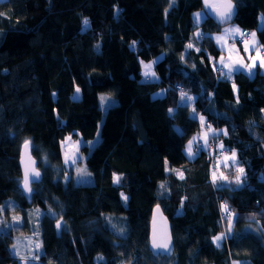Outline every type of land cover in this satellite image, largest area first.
I'll return each mask as SVG.
<instances>
[{"label":"trees","instance_id":"trees-1","mask_svg":"<svg viewBox=\"0 0 264 264\" xmlns=\"http://www.w3.org/2000/svg\"><path fill=\"white\" fill-rule=\"evenodd\" d=\"M232 1L233 24L256 32L264 44V0ZM203 4L0 1V221H6L0 223V264H20L12 244L20 237L28 243L37 229L42 247L33 255L40 259L30 264H264V72L220 78L208 57L221 55L212 37L221 27L207 15L200 24L191 18ZM197 32L206 34L203 40ZM142 60L157 61L159 80L142 78ZM178 86L196 98L193 105L180 104ZM78 87L81 96L74 99ZM100 94L116 100L105 112ZM193 107L214 129L227 130L217 141L237 153L242 184H213L215 149L186 156L188 141L201 131L191 119ZM98 132L86 159L94 182L78 184L64 168L61 141H91ZM26 140L42 172L29 202L20 190ZM225 202L234 212L230 233L221 217ZM157 206L171 223V256L150 252ZM221 233L227 238L218 248L213 237Z\"/></svg>","mask_w":264,"mask_h":264},{"label":"snow or ice","instance_id":"snow-or-ice-1","mask_svg":"<svg viewBox=\"0 0 264 264\" xmlns=\"http://www.w3.org/2000/svg\"><path fill=\"white\" fill-rule=\"evenodd\" d=\"M175 0H173L174 4ZM204 5L206 8H211L218 18V21L222 25H227L231 23L232 17L235 14L233 10V5L231 3V0H221V3L216 4L210 2V0H204ZM169 7H172V4L169 5ZM0 15H3L0 13ZM201 13H196V23L199 24L201 19ZM264 19V18H262ZM85 28L88 27L89 21L85 19L83 21ZM197 40H203L206 34L197 32L195 33ZM239 36L241 43L243 45V51L245 54H247V61L245 62V56L240 55V50L236 48V37ZM216 43L220 46L221 50H227V57L224 55H220L219 59L216 60L215 58L209 56V60L212 61V67L213 70L220 72V78L226 79V80H232L233 74L237 71H240L242 69H246L249 76L255 75V73L252 71L254 68L257 67V64L260 68H264V44H260L257 39V33L256 32H243L238 26L234 27H224L223 34L218 35L215 37ZM232 41L231 45H229V41ZM135 42H133L134 45ZM194 45L192 43H189L187 45L188 49H192ZM97 48H99V45H97ZM195 51L199 52L200 49L196 48ZM235 51V56L233 55V52ZM181 59H184V56H181ZM142 68H143V77L145 80L149 79H158L155 71L153 70V66L157 63V61H152L150 63H144L143 61H140ZM193 67H195L193 65ZM225 69L227 71H225ZM233 89L235 90V84H233ZM77 93L80 91L79 88L76 89ZM180 91V104L181 105H193L195 102V97L189 95L187 92H185L182 88L179 89ZM167 90H165V93ZM164 93H161L160 95H163ZM110 98H106L104 96L100 97L101 105L104 106L107 101ZM237 103H239V99L237 97ZM170 115H175L173 109H168ZM191 119L198 120L199 125L201 128L200 133L196 137H193L192 140H189L186 147H185V154L189 159H194L201 151H208L212 152L214 149L219 150V154L216 156V168L219 169L221 167V164L223 165L224 169H227L229 167H232L235 169L237 175L235 177V184L240 185L242 184V178L245 173V169L239 165V162L237 160V153L235 150H231L229 148H226L225 144L221 140L219 143H216L217 139L220 137L221 134L228 135V132L226 129L217 131L216 129L212 128L211 124L207 123L205 117L203 115H200L196 112L195 107H193L192 110V116ZM207 128L210 131L204 130ZM177 131H180L179 129ZM72 137L69 136L66 138V141H62V145L66 143L67 141H71ZM91 143V142H89ZM31 144V141L26 140L24 142V148L26 150L29 149ZM195 146V150H194ZM81 147V141L78 139L73 142L72 146L64 152V164L68 167L74 168L77 177L83 178L85 176H90L91 173L87 172L85 168L78 167L77 165L80 164L83 157L80 155L79 149ZM71 152V155L69 154ZM46 160V158H45ZM22 163L24 164V173H23V180H22V187L25 192L31 196L32 188L31 184L33 182H38L40 180V172L35 167L36 161L32 159V157L29 155L28 162L25 163L22 160ZM167 164V161H165ZM169 170V169H166ZM171 171H175L176 174L179 176L180 179H183V172H179L175 169H172ZM121 176L117 174H113V183L119 185L121 182ZM211 179L213 184H216L217 180L220 179L222 181L227 182L228 184H231L233 181L228 179V176L224 174L223 171H220L219 177L217 176V172L214 170L211 175ZM65 181L67 182V173H65ZM161 189H165V185L161 184ZM221 188L224 187V184L220 185ZM232 190V189H228ZM163 194V193H162ZM122 198L127 201L128 197L124 196L123 193H121ZM221 210L226 214L223 218L228 221V232H231V225H232V217L234 216V212H232L227 202L221 205ZM5 209L3 207H0V213H3ZM157 211H159V206H157ZM49 214L55 216L56 214L52 212L51 209H49ZM254 219V217H253ZM22 221V217L19 216H13V223L19 224ZM0 223H6V221H0ZM109 223L111 224V227L119 232L120 234H123L125 231L123 228L117 229L116 225L111 222V219L109 218ZM11 227V225H9ZM62 227L61 222H58L56 224V228L60 229ZM34 235L38 236L39 231L38 229L34 232ZM226 235L224 233H221L220 235H217L213 237V242L216 243V246L219 248L221 247L222 241L226 239ZM34 243V247L38 250L42 247V243L39 241L33 242L31 240L28 241V246L31 248V246ZM20 244L21 241L18 238L15 243L12 244L13 254L18 256L19 259L22 261V264H30V261L35 260L38 261L40 259V256L38 254L36 255H22L20 252ZM170 240L165 242L162 239L157 238V234L155 232V229L153 231V238H152V247L156 249H169ZM98 259H103L102 257H99ZM233 264H239V262H233Z\"/></svg>","mask_w":264,"mask_h":264},{"label":"rangeland","instance_id":"rangeland-1","mask_svg":"<svg viewBox=\"0 0 264 264\" xmlns=\"http://www.w3.org/2000/svg\"><path fill=\"white\" fill-rule=\"evenodd\" d=\"M0 1H1V0H0ZM262 18H264L263 15L260 16V26H263V25H264V19H262ZM230 26H233V24H229V25H227V26H225V27H230ZM223 29H224V27H221V28L217 31V33L212 34V37H213L214 41H216V40H215V37H216V36H218V35H222V34H223ZM217 45H218V44H217ZM240 46H243V45H240ZM218 47H219V49H220V46H219V45H218ZM142 61H143L144 63H150V62H152V61H145V60H142ZM257 65H258V64H257ZM256 68H257V67H256ZM256 68H255V70H256ZM153 70H154L155 73H156V70H155L154 66H153ZM225 71H227V70L225 69ZM259 71H260V72H264V68H260ZM244 72L247 73V70L244 69ZM142 73H143V68H142V65H141V74H142ZM247 74H248V73H247ZM156 75H157V73H156ZM157 77H158V76H157ZM142 78H144V77H143V74H142ZM149 80H150V81H154V80H159V79H149ZM78 88H79V87H78ZM76 89H77V88H76ZM80 96H81L80 91L77 93V91L75 90V91H74L73 98H74V99H79ZM101 96H104V97H106V98H110L104 106L101 105V100H100V97H101ZM99 103H100V108L102 109L103 112H105V111H107V109H109L110 107H112V105H114V104L116 103V100H115V98H114L113 96H110V95H107V94H100V96H99ZM212 128H214V127L212 126ZM206 130H207V131H210V130H208L207 128H206ZM199 133H200V131H199ZM96 135H97V136H96L94 139H91V141H84L83 139L78 138V139L81 141V147H80V149H79V152H80V155L83 157V159H82V161L80 162V164L77 165V166H78V167H81V168H85L87 172H89L88 168L86 167L87 153H88V155H89V153L92 151V149L95 147V145H96V144L99 142V140H100L99 132H98ZM197 135H198V134H196V135L193 136V137H196ZM71 137H72V136H71ZM193 137H192V138H193ZM192 138H191L190 140H192ZM78 139H75V138L72 137V140H71V141H67V142L64 143L63 145H62V143H61V148H62V152H63L62 157H63V158H64V152L67 151V150L72 146L73 142L76 141V140H78ZM62 141H66V138H65L64 140H62ZM62 141H61V142H62ZM89 142H91V143H89ZM219 142H220V141H216V143H219ZM84 148H87V151H84ZM215 150H216V152L219 153V150H218V149H215ZM69 154L71 155V152H69ZM63 160H64V159H63ZM43 164L46 165V163H43ZM214 165H216V159L214 160ZM64 166H65L64 168L67 169L68 171H71V169L73 170V173H74V180H75V182H77L78 184H88V185L93 184L94 179L92 178L91 175H90V176H85V177H83V178H79V177H77V174H76L74 168L68 167V166H66L65 164H64ZM214 170L217 172V176H218V177H219V173H220V171H223L224 174H225L226 176H228V179H229V180H231V181H233V182L235 181V177H236L237 173H236V171H235L234 168L229 167V168H227V169H224V168H223V165L221 164V167H220L219 169H217L216 166H214L212 172H213ZM89 173H90V172H89ZM211 174H212V173H211ZM211 180H212V179H211ZM219 182L227 183V182H225V181H222V180L218 179V180H217V183H219ZM222 184H223V183H222ZM20 236H22V235H20ZM20 236H19V237H20ZM22 237H23V236H22ZM31 237H33V239H31V241H33V242H36V241L38 240V238H39V236H36V235H34V234H31ZM34 238H35V239H34ZM19 239H20V241H21V244H20V246H19V247H20V252H21V254H22V255H29V254L33 255L34 250H36L35 247L32 245L31 248H29L28 243H26V241H25L24 239H22L21 237H20ZM11 249H12V248H11ZM11 254H12L11 256L14 257V258H16L20 264L22 263V261L19 259V257L13 254V249H12Z\"/></svg>","mask_w":264,"mask_h":264},{"label":"water","instance_id":"water-1","mask_svg":"<svg viewBox=\"0 0 264 264\" xmlns=\"http://www.w3.org/2000/svg\"><path fill=\"white\" fill-rule=\"evenodd\" d=\"M210 2L212 3H216L219 4L221 3V0H210ZM231 3L233 5V10L235 12V14L232 17L231 23L233 24L235 22L238 10L236 8L235 3L231 0ZM203 12L206 13L207 17L214 22L215 24H217L220 27H225L227 25H222L219 23L218 18L216 16V13L211 9V8H206L205 5L203 4ZM21 152L19 155V167H20V171H21V176H22V180H23V173H24V164L22 163V160L27 163L28 162V158L29 155L32 157V159H34L36 161V165L35 167L37 168V170H39L38 168V160H36V158L34 157L33 153H32V149L26 150L24 148V145L21 147ZM40 172V179L42 176V172L41 170H39ZM21 180V182H22ZM40 180L38 182H33L31 184V188L33 185L39 183ZM20 190L21 193H23V195L25 196L27 202H29L31 200L32 194L31 196H29V194L27 192L24 191L23 187H22V183L20 185ZM155 229V232L157 234V238L158 239H162L165 242L170 240V244H169V249L165 250V249H156L152 247V238H153V231ZM149 241H150V252H152L154 255H166V256H171L173 251V246H174V240L172 239V230H171V223L169 221V219H167V217L165 216V214L163 213L162 209L159 208V211H157V207L154 208L153 214L151 216V223H150V236H149Z\"/></svg>","mask_w":264,"mask_h":264},{"label":"crops","instance_id":"crops-1","mask_svg":"<svg viewBox=\"0 0 264 264\" xmlns=\"http://www.w3.org/2000/svg\"><path fill=\"white\" fill-rule=\"evenodd\" d=\"M196 13H201L202 15H201V19H200V22H199V24L200 23H202V21L205 19V17H206V13L205 12H203V11H196V12H194V14H192L191 15V18H192V20L194 21V23H196V16H195V14ZM234 26H237L236 24H233V26H230V27H234ZM239 27V26H238ZM240 28V27H239ZM238 38H239V36H237L236 37V41L238 40ZM231 41V40H230ZM232 42V41H231ZM215 44L217 45V43H216V41H215ZM229 45H231V43H229ZM218 46V45H217ZM236 48H238L239 50H240V55H243V56H245V62H248L247 61V54H245L244 53V51H243V46H240V45H238V43H236ZM220 50H221V48H220ZM221 55H224L225 57H227V50H224V51H222L221 50V53H220ZM233 55L235 56V51L233 52ZM219 59V58H218ZM243 71H244V69H242ZM260 70V67H259V65H257V68H256V70H255V68L252 70L254 73L256 72V71H259ZM237 72H239V71H237ZM260 72V71H259ZM236 73V72H235ZM262 73V72H261Z\"/></svg>","mask_w":264,"mask_h":264},{"label":"built area","instance_id":"built-area-1","mask_svg":"<svg viewBox=\"0 0 264 264\" xmlns=\"http://www.w3.org/2000/svg\"><path fill=\"white\" fill-rule=\"evenodd\" d=\"M242 31H243V32H247V33H251L250 31H245V30H242ZM230 43H231V41H230ZM238 43L242 45L241 40H240V37H239V39H238ZM177 89H178V91H179V89H181V88L178 86ZM179 93H180V91H179ZM209 124H210V123H209ZM199 154H200V153H199ZM229 209H230V208H229ZM230 210H231V209H230ZM225 215H226V214H225L224 212H222L221 217L223 218Z\"/></svg>","mask_w":264,"mask_h":264},{"label":"bare ground","instance_id":"bare-ground-1","mask_svg":"<svg viewBox=\"0 0 264 264\" xmlns=\"http://www.w3.org/2000/svg\"><path fill=\"white\" fill-rule=\"evenodd\" d=\"M242 30V29H241Z\"/></svg>","mask_w":264,"mask_h":264}]
</instances>
